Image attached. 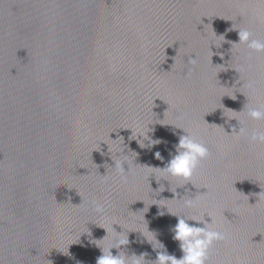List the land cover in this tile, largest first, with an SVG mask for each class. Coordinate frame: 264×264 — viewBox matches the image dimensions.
<instances>
[{"label": "water", "instance_id": "95a60500", "mask_svg": "<svg viewBox=\"0 0 264 264\" xmlns=\"http://www.w3.org/2000/svg\"><path fill=\"white\" fill-rule=\"evenodd\" d=\"M240 29L264 40V0H0V264H97L123 230L113 255L179 259L173 215L226 234L206 264H264V144L223 115L264 132L229 111L264 104V52L235 44ZM148 125L161 143L141 148ZM174 126L209 150L184 186L153 169Z\"/></svg>", "mask_w": 264, "mask_h": 264}, {"label": "clouds", "instance_id": "9594fccd", "mask_svg": "<svg viewBox=\"0 0 264 264\" xmlns=\"http://www.w3.org/2000/svg\"><path fill=\"white\" fill-rule=\"evenodd\" d=\"M238 37H239V42L235 44H246L247 48L252 52H257V53L264 52V40L253 38L252 33L247 29L238 30ZM188 63L191 65H195L196 58L189 59ZM190 71L191 70H189V72L186 75H190ZM246 87L249 89L250 93L252 94L255 93L256 90L254 83L249 82L246 85ZM229 111L235 112L237 114H244L246 112V116L248 119L253 121H264V104L258 106L245 105L243 110L240 112H236L232 110ZM223 115L228 120L234 119L238 122L239 131L236 132L238 136L247 135L251 143L264 144V132L258 130H252L249 133V131L243 126L242 122L238 121L236 117L227 116L224 113ZM147 127H148V131L144 133L138 132L136 134V140L139 143V145L141 143L143 144V147L140 146L141 148H145V147L150 148L161 143L160 140H153L149 137L148 135V133L150 132L149 125ZM174 127L178 129H182L180 127H176V126ZM184 133L185 135L179 138V142L175 146V154L171 155V158L166 163V165L162 169L151 167L162 173L163 178L161 180L168 181L169 184L171 180L182 181L184 182L183 186L188 183H191L196 168L198 167L200 162L206 159L209 155L208 148L205 146L204 143L200 142L196 138L195 134L188 133L185 131ZM145 140L148 141L147 145L144 144ZM116 155H117V160L112 159L114 163V167H112V169H114L116 173L119 175L122 183H127L128 181L127 173L130 171L127 160L130 159V157L129 155H124V151L117 152ZM121 157H123L124 159L121 160L120 159ZM155 158L158 160L163 159L159 152L155 153ZM125 164H127L128 166V171L124 170L123 165ZM261 196H264V192H261L258 198ZM181 199H183L184 201L185 208H193L197 206L198 201L196 197L189 198L185 196L184 198ZM181 199H177V200H181ZM91 206L95 211V213H97L99 216H103L105 208L102 204L96 201H92ZM167 212L169 213L168 210ZM163 214H164L163 212L160 213V215ZM173 216L177 217V224L171 229V231L174 233L173 239L179 242V247L183 255L181 258L177 259L174 255H170L167 253L166 250H163L157 253L156 260L153 262V264H206L207 253L209 248L213 245L214 242L226 239V234L224 232L214 229L211 226V223H204V221L200 222V223H204L203 227L190 225L187 221H197L194 217L190 219H186L185 217L179 215H173ZM114 233L116 238L112 241V243L109 246H107V248L100 247L102 250V255L98 258L97 264H141V258L144 259V255L128 256L122 251L119 252L118 255L112 254L111 251L112 249H121L123 246H126L129 243L128 235L124 233V230L119 233L114 231ZM146 240L149 242L147 238ZM155 243L159 245L161 249H163L164 246L160 242H158L156 238H155ZM152 246L154 249H156L153 244Z\"/></svg>", "mask_w": 264, "mask_h": 264}]
</instances>
